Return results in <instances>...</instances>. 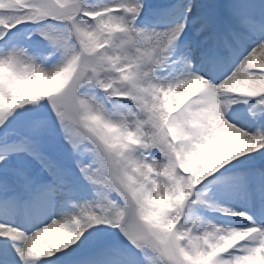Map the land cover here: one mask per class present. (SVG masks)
<instances>
[{"label":"snow or ice","instance_id":"snow-or-ice-1","mask_svg":"<svg viewBox=\"0 0 264 264\" xmlns=\"http://www.w3.org/2000/svg\"><path fill=\"white\" fill-rule=\"evenodd\" d=\"M0 264H264V0H0Z\"/></svg>","mask_w":264,"mask_h":264}]
</instances>
